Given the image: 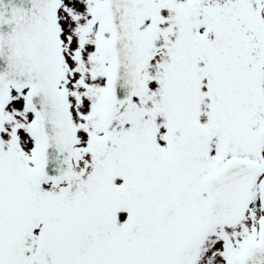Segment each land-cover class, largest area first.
Returning a JSON list of instances; mask_svg holds the SVG:
<instances>
[{"label":"snow or ice","instance_id":"obj_1","mask_svg":"<svg viewBox=\"0 0 264 264\" xmlns=\"http://www.w3.org/2000/svg\"><path fill=\"white\" fill-rule=\"evenodd\" d=\"M0 264H264V0H0Z\"/></svg>","mask_w":264,"mask_h":264}]
</instances>
